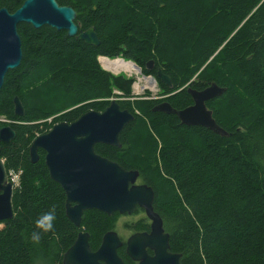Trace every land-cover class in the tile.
<instances>
[{"label": "trees", "instance_id": "obj_1", "mask_svg": "<svg viewBox=\"0 0 264 264\" xmlns=\"http://www.w3.org/2000/svg\"><path fill=\"white\" fill-rule=\"evenodd\" d=\"M25 1L0 0V10L13 14ZM56 1L76 11L80 31L94 28L100 45L48 26H18L23 60L7 73L0 91V130L10 126L15 138L0 142V159L7 172L20 171L21 185L13 194L14 218L2 222L0 264H62L81 231L89 234L93 252L106 233L116 231L123 216L97 210L86 211L81 228L75 227L66 217L63 189L49 176L45 153L39 150L32 163L29 150L56 124L105 111L118 97L115 90L132 96L135 80L101 67L103 60L118 58L155 79L162 70L172 88L157 81L162 99L117 101L135 121L121 133V148L97 145L95 152L139 171L153 189L154 210L170 236V251L182 255L181 264H264V0ZM212 83L226 89L206 103L226 136L154 112L162 102L186 109L193 105L188 89L201 91ZM15 97L24 107L21 117ZM49 118L53 125L44 126ZM53 208L54 230L34 244V221ZM125 227L133 233L150 230L145 218ZM118 253L125 264H135L125 246Z\"/></svg>", "mask_w": 264, "mask_h": 264}, {"label": "water", "instance_id": "obj_2", "mask_svg": "<svg viewBox=\"0 0 264 264\" xmlns=\"http://www.w3.org/2000/svg\"><path fill=\"white\" fill-rule=\"evenodd\" d=\"M76 17L73 8L60 6L56 0H26L13 14L5 8L0 10V91L7 73L18 68L23 60L18 34L20 24H28L35 29L48 26L87 45L99 46L95 29L80 31L75 24ZM153 66V62H149L147 69L152 71ZM155 80L172 88L171 79L162 70L157 71ZM225 91L215 83L201 91L188 89L193 105L178 111L169 103L162 102L154 112L173 114L184 126L202 127L226 136L206 105ZM14 107L17 116L24 115V107L18 97L14 99ZM133 121L135 116L121 110L118 102L113 100L102 113L90 111L72 124H56L49 132L38 136L30 147L32 163L38 161L39 150L45 153L49 176L63 189L66 217L75 227L81 228L83 215L88 210H97L108 216L115 213L132 216L140 208L151 222L149 232L133 233L125 241L116 231L106 233L95 252L91 250L89 234L81 231L64 253L62 264H125L118 253L123 246L135 264H181L182 255L170 251V236L154 210L153 189L137 184L139 171L125 170L95 152L97 145L121 148L120 135ZM14 138L15 131L10 126L0 130V142L9 143ZM13 194L5 163L0 159V224L14 218Z\"/></svg>", "mask_w": 264, "mask_h": 264}, {"label": "rangeland", "instance_id": "obj_3", "mask_svg": "<svg viewBox=\"0 0 264 264\" xmlns=\"http://www.w3.org/2000/svg\"><path fill=\"white\" fill-rule=\"evenodd\" d=\"M130 63H133L131 61H129ZM135 64V63H133ZM137 66V65H136ZM140 74V77L142 79H154L155 78L153 76H148V75H145L143 74L142 72V75H141V72H139ZM122 74L123 76H126L124 73H120ZM114 75V74H113ZM115 76H119V75H115ZM127 78H132L133 80H135L133 86H132V96L130 98H126L124 96H122V93L115 90L114 91V95L115 96H118V97H114L113 99L116 100V101H129V102H136V101H148V100H151V99H154V100H160L163 98V96H161L160 94V88L158 87L159 85H157V90L156 92H153V91H150L148 89H144L142 91H138L136 88H135V85L137 84H140L141 87H144L143 83H142V80L140 79V81L137 80L136 77H128L126 76ZM197 79L196 77L194 78V80ZM156 81V80H155ZM157 82V81H156ZM158 84V82H157ZM159 88V89H158ZM159 90V91H158ZM158 91V92H157ZM137 92V93H136ZM112 100H110L111 102ZM134 107V110L135 112L141 116L143 118V121L147 124V119L146 117L143 116L142 112H140L135 106ZM53 118H49L45 121H43L42 123L45 125H48V126H52L53 125ZM4 121V120H3ZM6 123L9 124L10 122H8V120H6ZM38 134V133H37ZM155 138L157 139V141L160 142V140L155 136ZM9 181L13 184V192L15 193L16 190H18L20 188V185H21V173L19 171H11L9 172ZM13 199V198H12ZM143 218V216L141 215H136V216H123L117 223V227H116V232L119 234V236L121 238H124L127 240V238L133 233L131 231H128L125 227V224L130 222H136L138 221L139 219ZM4 228V224L1 223L0 224V229L2 230Z\"/></svg>", "mask_w": 264, "mask_h": 264}, {"label": "bare ground", "instance_id": "obj_4", "mask_svg": "<svg viewBox=\"0 0 264 264\" xmlns=\"http://www.w3.org/2000/svg\"><path fill=\"white\" fill-rule=\"evenodd\" d=\"M101 67L103 68V70L105 71L108 70L107 72L114 74V75H121L120 73H124L128 77H133V76L136 77L138 81H140L141 79L144 87H141L140 84L135 85V88L138 91L148 89L150 91L156 92L157 90L158 84L154 79H142L139 75L140 74L139 72H141L140 71L141 69L137 68L138 66L136 67L133 63L127 62L122 58H118L115 60L105 59L102 61Z\"/></svg>", "mask_w": 264, "mask_h": 264}, {"label": "clouds", "instance_id": "obj_5", "mask_svg": "<svg viewBox=\"0 0 264 264\" xmlns=\"http://www.w3.org/2000/svg\"><path fill=\"white\" fill-rule=\"evenodd\" d=\"M56 220L55 209H50L41 214L35 221V228L38 231H33L30 234V240L34 244H39L42 233H48L54 230V221Z\"/></svg>", "mask_w": 264, "mask_h": 264}, {"label": "flooded vegetation", "instance_id": "obj_6", "mask_svg": "<svg viewBox=\"0 0 264 264\" xmlns=\"http://www.w3.org/2000/svg\"><path fill=\"white\" fill-rule=\"evenodd\" d=\"M137 184H139V185H147V184H144V183L141 181L140 178L138 179ZM147 186H148V185H147ZM153 207H154V206H153ZM137 210H142V209L137 208V209L135 210V212L133 213L132 216L134 217V216H136V215H141V216H143V218H145L146 220H148L149 225H150L151 222H150L149 219L146 217L145 212L142 210L141 213H140L139 211L136 213ZM124 216L128 217L127 215H124ZM132 216H131V217H132ZM139 220H140V219H139ZM149 231H150V230H149ZM149 231H148V232H149ZM132 234H133V233H132ZM149 253L152 254L151 252H149Z\"/></svg>", "mask_w": 264, "mask_h": 264}, {"label": "built area", "instance_id": "obj_7", "mask_svg": "<svg viewBox=\"0 0 264 264\" xmlns=\"http://www.w3.org/2000/svg\"><path fill=\"white\" fill-rule=\"evenodd\" d=\"M110 100H114V99L112 98V99H110ZM110 100H109V101H110ZM12 185H13V184H12Z\"/></svg>", "mask_w": 264, "mask_h": 264}]
</instances>
